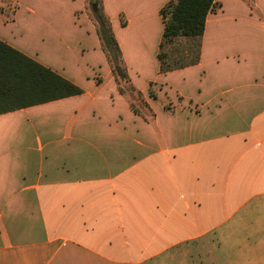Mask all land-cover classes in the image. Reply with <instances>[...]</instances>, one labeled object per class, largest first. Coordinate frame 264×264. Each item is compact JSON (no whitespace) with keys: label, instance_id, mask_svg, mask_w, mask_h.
<instances>
[{"label":"crops","instance_id":"0c3cea01","mask_svg":"<svg viewBox=\"0 0 264 264\" xmlns=\"http://www.w3.org/2000/svg\"><path fill=\"white\" fill-rule=\"evenodd\" d=\"M215 1L198 61L159 72V38L155 75L138 88L113 18L126 29L148 12L120 3L111 15L102 0L146 111L130 107L76 14L85 0L73 39L54 31L47 54L0 36L82 89L0 114L32 116L31 132L0 131V264H264V0H243V37H204ZM94 52L103 75L83 59ZM149 82L175 101L155 109Z\"/></svg>","mask_w":264,"mask_h":264},{"label":"rangeland","instance_id":"374dc122","mask_svg":"<svg viewBox=\"0 0 264 264\" xmlns=\"http://www.w3.org/2000/svg\"><path fill=\"white\" fill-rule=\"evenodd\" d=\"M19 1L23 6H19ZM105 1L107 10L111 15L114 14L115 10L120 6V3L123 5L133 4V7L127 9L128 12H131L132 8L136 9L134 5H138L139 11L148 12L145 22L134 19L126 29L120 28L115 18H113L114 29L116 30L118 38L123 42V49L130 68L131 81L134 86L144 88L148 80L153 79L155 75V65L157 63L155 52L158 39L161 36V22L158 18L156 8L166 0ZM219 1L223 3V8L215 16V22L206 26L204 37H243V30L248 29L246 27V20H250L247 14L243 15V0ZM25 5L33 8L35 14H30L31 16H29L24 9ZM82 5L83 0H0V36L19 37L18 35H22V37H25L26 41H24L28 46L39 48L43 53L45 52V54H47L49 47H51L47 40H49V37L55 35L54 31L64 37L73 39L72 37L76 33V29L74 30V25L72 24L73 12ZM16 11L17 13L14 16ZM81 13H85L87 16L84 28L87 29L88 33H93L92 25L95 27L93 17L94 6L85 0L84 9L76 11L78 17ZM253 17L255 18L253 19L254 21L257 19L261 22L264 16L262 17V15H260L259 17L255 12ZM14 19L15 22L11 23ZM119 21L120 23L124 21L122 13L119 14ZM258 29L262 30L259 27ZM77 36H80V33H78ZM86 40V43L90 44L91 39ZM190 44L188 40L178 38L170 48H167V51L168 49H170V51L172 50V53L180 60H189L190 55H185L186 53L184 51H188V46ZM83 59L101 64L100 73L102 75L105 74L106 65L103 63L104 58L101 56L100 52H94L91 55L85 56ZM81 65L85 67L84 69L88 72L92 71V69L87 68L90 66L89 63H87L86 66L85 64ZM99 74L96 73V79ZM120 85L127 91L134 108L137 111H146L145 102H143L140 94L137 95V93L131 90V82H121ZM150 91L152 94H158L161 98L153 103L155 109L160 108L162 101H165L166 107H169V105L175 101V98L169 93L167 87L158 84L154 86L151 85ZM7 115L8 116L0 120L1 132L32 131L31 111L27 112V116L21 115L19 112H12Z\"/></svg>","mask_w":264,"mask_h":264},{"label":"trees","instance_id":"16d2710c","mask_svg":"<svg viewBox=\"0 0 264 264\" xmlns=\"http://www.w3.org/2000/svg\"><path fill=\"white\" fill-rule=\"evenodd\" d=\"M87 1L94 6L96 33L115 82L129 83L121 50L103 10L102 0ZM220 6L215 0H168L160 7L163 29L157 53L159 72H168L198 61L207 14L215 12ZM178 38L191 43L188 51H184L185 55H190L189 60H180L172 50L167 51ZM152 84L154 82H149V96L156 98L150 91ZM130 88L137 95L140 94L133 86ZM119 91L123 92L121 85ZM81 92L82 89L73 82L0 40V114ZM130 107L137 112L131 103Z\"/></svg>","mask_w":264,"mask_h":264}]
</instances>
